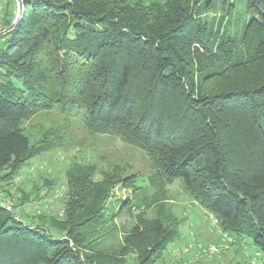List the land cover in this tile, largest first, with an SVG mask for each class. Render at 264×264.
I'll list each match as a JSON object with an SVG mask.
<instances>
[{
    "label": "trees",
    "instance_id": "16d2710c",
    "mask_svg": "<svg viewBox=\"0 0 264 264\" xmlns=\"http://www.w3.org/2000/svg\"><path fill=\"white\" fill-rule=\"evenodd\" d=\"M162 1L24 0L1 37L0 170L12 178L48 151L29 144L25 120L79 108L88 129L148 154L153 202L179 182L225 234L264 254V0H247L248 18L232 31L233 1ZM75 165L63 228L0 206V264H165L177 234L144 211L118 252L98 249L95 233L114 218L105 216L112 189L140 188L114 171L92 184Z\"/></svg>",
    "mask_w": 264,
    "mask_h": 264
},
{
    "label": "rangeland",
    "instance_id": "374dc122",
    "mask_svg": "<svg viewBox=\"0 0 264 264\" xmlns=\"http://www.w3.org/2000/svg\"><path fill=\"white\" fill-rule=\"evenodd\" d=\"M135 1L143 5L152 2L165 5L162 0ZM230 1L234 4L228 19L232 31V28L242 26L248 14L247 0ZM8 10L12 14L6 20L12 18V24L17 16L16 4L10 2ZM221 16L220 12L215 14L211 22L214 28ZM208 19V22L212 21ZM226 21L224 19L223 23ZM5 46V39L0 38V50ZM84 114L79 108L61 110L54 107L49 111H39L23 122L22 133L29 144L49 149L25 164L12 178L6 176V169L0 170V201L7 204L6 211L18 220L28 217L45 227L58 225L63 228L67 204L71 199L67 172L71 167L76 168L78 162L84 166L80 172L82 170L89 175L92 184L100 183L104 173L114 171L121 177L136 176L135 185L140 188L135 196L122 184L112 189L106 200L105 216L108 221L112 215L114 218L95 233L94 236H101L98 249L118 252L124 235L134 224L133 215L144 211L146 219L159 218L177 234L174 242L163 251L165 264H264V254L252 244L251 239L225 234L215 217L194 201L181 183L174 182L166 187L165 192L156 196L153 202L155 190L149 185L153 171L148 154L126 144L120 136L99 134L88 129L83 123ZM71 171L75 175L78 172L76 169ZM125 201L134 205L132 214L126 206L118 212L121 202ZM198 244L214 245L215 251L212 254L200 253Z\"/></svg>",
    "mask_w": 264,
    "mask_h": 264
},
{
    "label": "built area",
    "instance_id": "2783aa9c",
    "mask_svg": "<svg viewBox=\"0 0 264 264\" xmlns=\"http://www.w3.org/2000/svg\"><path fill=\"white\" fill-rule=\"evenodd\" d=\"M10 2L16 4V9H17V1L16 0H0V32L3 31L4 29V20H6L8 16V6ZM10 15V12H9ZM0 206L4 208L5 210L8 208L7 204H5L3 201H0ZM233 241V240H232ZM198 250L200 253H205V254H212L215 251V246L214 245H202L198 244L197 245Z\"/></svg>",
    "mask_w": 264,
    "mask_h": 264
},
{
    "label": "water",
    "instance_id": "95a60500",
    "mask_svg": "<svg viewBox=\"0 0 264 264\" xmlns=\"http://www.w3.org/2000/svg\"><path fill=\"white\" fill-rule=\"evenodd\" d=\"M17 1V16L16 19L14 20V22L7 27L6 29H4L3 31L0 32V38L4 35H6L7 33H9L11 30H13L16 25L18 24L19 20L21 19V15L24 12V0H16Z\"/></svg>",
    "mask_w": 264,
    "mask_h": 264
}]
</instances>
